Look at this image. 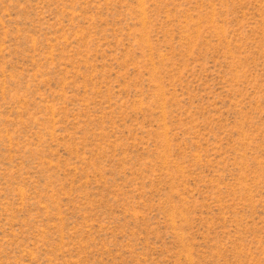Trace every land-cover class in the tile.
I'll list each match as a JSON object with an SVG mask.
<instances>
[{
	"label": "rangeland",
	"instance_id": "rangeland-1",
	"mask_svg": "<svg viewBox=\"0 0 264 264\" xmlns=\"http://www.w3.org/2000/svg\"><path fill=\"white\" fill-rule=\"evenodd\" d=\"M0 264H264V0H0Z\"/></svg>",
	"mask_w": 264,
	"mask_h": 264
}]
</instances>
